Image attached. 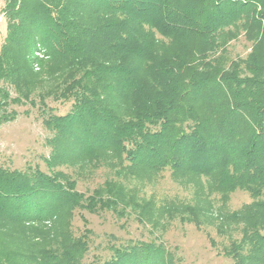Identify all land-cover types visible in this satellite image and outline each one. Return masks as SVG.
I'll return each mask as SVG.
<instances>
[{
    "label": "trees",
    "instance_id": "16d2710c",
    "mask_svg": "<svg viewBox=\"0 0 264 264\" xmlns=\"http://www.w3.org/2000/svg\"><path fill=\"white\" fill-rule=\"evenodd\" d=\"M4 1L0 123L15 119L9 104L72 105L42 121L48 173L0 165V264H84L77 209H129L164 232L177 218L217 221L211 196L224 206L236 190L254 201L218 215L242 225L222 253L264 264V0ZM241 35L250 51L231 59ZM63 168L111 177L85 196ZM165 171L193 186V204L140 196ZM111 250L88 264H178L157 240Z\"/></svg>",
    "mask_w": 264,
    "mask_h": 264
},
{
    "label": "rangeland",
    "instance_id": "374dc122",
    "mask_svg": "<svg viewBox=\"0 0 264 264\" xmlns=\"http://www.w3.org/2000/svg\"><path fill=\"white\" fill-rule=\"evenodd\" d=\"M5 1L0 0V47L6 36V20L2 14ZM231 59L245 58L250 51L248 43L241 35L231 41L227 47ZM11 97L15 94L8 89ZM45 114L38 106L29 103L9 104L7 113L14 112L15 119L0 123V165L10 170L25 171L38 168L48 173L46 160L50 155V147L46 141L51 134L43 126V119L48 115H65L71 109L72 101H46ZM1 113V111H0ZM65 173L72 174L76 180V190L89 196L96 187L111 175L105 169L90 174L77 176L71 169L63 168ZM195 189L191 184L179 185L173 181L170 172L165 171L153 183H147L140 194L146 200L153 195L155 204L166 202L191 203L195 201ZM212 220L199 224L182 222L178 218L166 227V230L152 232L149 225L141 224L136 214L127 209L123 214L111 211L89 213L75 210L72 219V232L75 236L87 235L88 251L83 259L84 264L103 262L112 255L111 248L126 246L137 242L157 240L174 255L178 264H233L230 257L222 253L232 240H239L241 224H222L218 215H229L251 204L254 199L242 190L230 194L228 202L223 206L219 195L211 196ZM195 203V202H194ZM225 222V221H223ZM88 233H87V232Z\"/></svg>",
    "mask_w": 264,
    "mask_h": 264
}]
</instances>
